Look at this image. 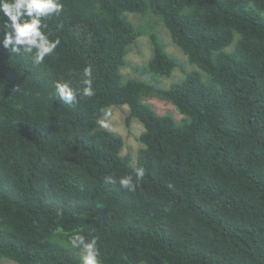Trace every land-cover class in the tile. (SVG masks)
I'll list each match as a JSON object with an SVG mask.
<instances>
[{"label":"trees","instance_id":"16d2710c","mask_svg":"<svg viewBox=\"0 0 264 264\" xmlns=\"http://www.w3.org/2000/svg\"><path fill=\"white\" fill-rule=\"evenodd\" d=\"M62 3L45 21L61 44L40 66L9 55L0 32V259L80 264L68 244L79 232L98 239L102 264H264V0ZM129 14L161 21L197 69ZM144 34V79H124ZM89 65L93 97L69 106L54 96L53 81L77 84ZM175 70L184 78L161 87ZM126 105L127 124L145 129L136 163L121 135L97 124ZM139 167L135 192L105 182L135 180Z\"/></svg>","mask_w":264,"mask_h":264},{"label":"clouds","instance_id":"9594fccd","mask_svg":"<svg viewBox=\"0 0 264 264\" xmlns=\"http://www.w3.org/2000/svg\"><path fill=\"white\" fill-rule=\"evenodd\" d=\"M63 10L62 0H0L3 49L9 55L30 58L36 66L44 64L46 57L52 56L61 44L58 36L51 38L53 32L45 21L59 17ZM83 77L77 84H73L71 80L53 81L54 96L69 106L77 103L78 97H93L95 92L92 87L91 65L83 69ZM97 124L101 128L109 127L105 120H98ZM144 175V168L139 167L135 169V180L132 175L121 176L118 181L112 176H106L105 182L118 183L121 189L135 192ZM68 244L71 248L79 250L80 264H102L96 237L88 238L77 232L69 237Z\"/></svg>","mask_w":264,"mask_h":264},{"label":"rangeland","instance_id":"374dc122","mask_svg":"<svg viewBox=\"0 0 264 264\" xmlns=\"http://www.w3.org/2000/svg\"><path fill=\"white\" fill-rule=\"evenodd\" d=\"M128 17L129 20L137 27L148 28L152 25L153 30L159 34L161 40L165 44L167 52L172 56L180 58L182 63H184L185 71L190 72L197 69L196 66L190 65L187 62V57L177 46H175L168 30L164 27L161 21H158L157 18H144L134 14H129ZM152 56L153 45L151 39L149 35L144 34L139 37L136 43L129 49L126 56V65L121 70L124 79L139 77L144 79L143 76L139 75L136 67L146 64ZM184 76L185 74L182 70H175L171 77L161 78L160 86L163 88H169L173 82L182 80ZM145 101L159 114L170 113L178 121H181L183 118L182 114H179V111H177L170 102L160 97H149ZM128 115V106H113L105 110L102 120H105V122L109 125V127L105 129L116 132L124 139L122 155L131 154L133 156L134 163H136L138 153L144 147L140 137L145 129L143 125L135 119L132 120L130 124H127ZM78 257L80 258V255ZM0 264L18 263L7 259H0Z\"/></svg>","mask_w":264,"mask_h":264}]
</instances>
